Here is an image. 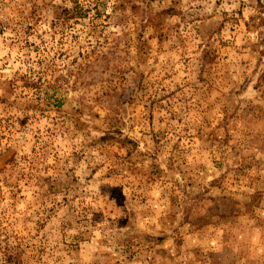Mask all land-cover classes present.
<instances>
[{"label": "rangeland", "instance_id": "obj_1", "mask_svg": "<svg viewBox=\"0 0 264 264\" xmlns=\"http://www.w3.org/2000/svg\"><path fill=\"white\" fill-rule=\"evenodd\" d=\"M0 264H264V0H0Z\"/></svg>", "mask_w": 264, "mask_h": 264}]
</instances>
